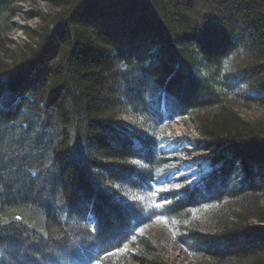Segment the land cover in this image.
I'll list each match as a JSON object with an SVG mask.
<instances>
[{
    "label": "trees",
    "instance_id": "obj_1",
    "mask_svg": "<svg viewBox=\"0 0 264 264\" xmlns=\"http://www.w3.org/2000/svg\"><path fill=\"white\" fill-rule=\"evenodd\" d=\"M24 1L0 0V264H117L129 245L170 264L143 233L161 218L213 264H264V119L233 106L264 107V0H54L7 61ZM180 117L207 150L200 178L149 204L159 129ZM226 201L232 221L186 224Z\"/></svg>",
    "mask_w": 264,
    "mask_h": 264
},
{
    "label": "rangeland",
    "instance_id": "obj_2",
    "mask_svg": "<svg viewBox=\"0 0 264 264\" xmlns=\"http://www.w3.org/2000/svg\"><path fill=\"white\" fill-rule=\"evenodd\" d=\"M22 10L12 19V29L4 37L1 55L10 61L12 56L26 43L37 41L35 30L46 24V18L53 19L62 10L54 0H25ZM234 108L246 119L263 120L264 107L256 104L233 103ZM121 119L129 124L135 122L129 114H122ZM200 131L188 117H180L164 123L159 129L163 155L169 164L162 170L159 181L153 186L152 194L142 195L146 201L158 204L157 198L162 192L192 185L199 180L198 171L204 166L203 157L207 154L200 142ZM264 206V197L260 199ZM154 204V205H155ZM237 211H243L242 202L226 201L220 204L204 205L195 209L188 225H195L204 230H211L218 224L232 221ZM177 222L158 219L143 233L152 237L161 247L164 260L170 264H213L214 261L203 255H194L176 241ZM139 246L129 245L117 256V264H143L134 257L139 254Z\"/></svg>",
    "mask_w": 264,
    "mask_h": 264
},
{
    "label": "snow or ice",
    "instance_id": "obj_3",
    "mask_svg": "<svg viewBox=\"0 0 264 264\" xmlns=\"http://www.w3.org/2000/svg\"><path fill=\"white\" fill-rule=\"evenodd\" d=\"M162 199H164V198H162ZM16 219H17V220H19V219H20V217H19V216H17V217H16Z\"/></svg>",
    "mask_w": 264,
    "mask_h": 264
}]
</instances>
